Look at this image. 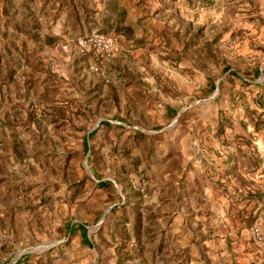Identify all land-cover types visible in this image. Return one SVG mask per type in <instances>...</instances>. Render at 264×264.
Wrapping results in <instances>:
<instances>
[{
  "label": "rangeland",
  "instance_id": "374dc122",
  "mask_svg": "<svg viewBox=\"0 0 264 264\" xmlns=\"http://www.w3.org/2000/svg\"><path fill=\"white\" fill-rule=\"evenodd\" d=\"M94 37L109 55L82 45ZM258 67L264 0H0V187L16 185L0 218H17L2 226L38 248L63 218H157L174 201L218 218L200 211L215 190L211 208L264 253Z\"/></svg>",
  "mask_w": 264,
  "mask_h": 264
},
{
  "label": "crops",
  "instance_id": "0c3cea01",
  "mask_svg": "<svg viewBox=\"0 0 264 264\" xmlns=\"http://www.w3.org/2000/svg\"><path fill=\"white\" fill-rule=\"evenodd\" d=\"M260 147L263 166L259 167L264 169V142ZM233 157L241 174L243 158L240 153ZM247 161L250 168L245 166L244 171L259 170L253 167L251 157ZM15 186L4 184L0 189ZM214 191L207 195L209 201L200 211L210 209L218 218H189L193 209L182 213L176 201L174 205H158L157 218H63L61 222L71 225L69 231L60 225L57 237H65L38 248L24 247L11 229L2 226L17 218H0V264H108L99 258H111L109 264H264V253L251 243L250 232L229 228L219 203L211 208ZM6 207L0 203V208ZM99 241L107 247L100 246ZM110 247L112 252H107Z\"/></svg>",
  "mask_w": 264,
  "mask_h": 264
},
{
  "label": "trees",
  "instance_id": "16d2710c",
  "mask_svg": "<svg viewBox=\"0 0 264 264\" xmlns=\"http://www.w3.org/2000/svg\"><path fill=\"white\" fill-rule=\"evenodd\" d=\"M121 11V12H120ZM119 11V14H121V16H123L124 14H125V11H123V10H120ZM108 20V19H107ZM110 20H114L113 18H110ZM117 20V19H116ZM113 26V30L115 31V32H118V33H121V34H125L126 33V31L128 30V28H122V26H121V22L118 20V21H116L115 22V24H113L112 25ZM101 36H103V35H101ZM2 57V56H1ZM12 74L13 73H11V74H9L8 75V78L10 79L11 78V76H12ZM262 74H264V69H261L260 67H258V69H256V75L257 76H261ZM235 76H237L236 74H234ZM212 89L214 90L215 89V84H212ZM257 104L260 106V107H263L264 108V103L262 102V100H261V98L259 97V100L257 101ZM255 115H256V113H255ZM260 117H261V115H258V118H257V121H259V119H260ZM251 121H253V120H251ZM253 127H254V129H255V132H260V130H261V126L262 125H264V122H256V123H253ZM220 130V129H219ZM222 132V131H221ZM251 163H252V165H253V167H255L256 169H258L259 168V160H257V159H254V158H251ZM255 199H257V197L255 196H251V197H249V201L251 202L252 200H255ZM84 231V230H83Z\"/></svg>",
  "mask_w": 264,
  "mask_h": 264
},
{
  "label": "built area",
  "instance_id": "2783aa9c",
  "mask_svg": "<svg viewBox=\"0 0 264 264\" xmlns=\"http://www.w3.org/2000/svg\"><path fill=\"white\" fill-rule=\"evenodd\" d=\"M92 44L94 49L103 57L111 53L112 42L104 37H94L88 40H85L82 45ZM145 189H141V192H144ZM252 234L256 242L261 243L263 241V236L258 228L252 230Z\"/></svg>",
  "mask_w": 264,
  "mask_h": 264
}]
</instances>
